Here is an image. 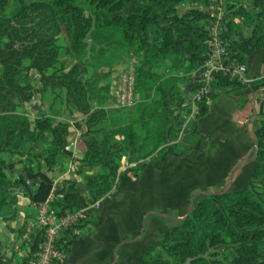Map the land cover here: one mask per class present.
I'll return each mask as SVG.
<instances>
[{
    "label": "trees",
    "instance_id": "obj_1",
    "mask_svg": "<svg viewBox=\"0 0 264 264\" xmlns=\"http://www.w3.org/2000/svg\"><path fill=\"white\" fill-rule=\"evenodd\" d=\"M12 12H6L9 0H0V34H7L18 45L11 54L6 55L0 48V63L3 79L2 90L11 96L22 94L23 100H31L13 83L14 76L9 73L21 64L23 58H33L38 66L48 65L56 55L50 52V44L61 36L69 41L72 49L83 52L96 45H109L115 31L121 33L119 43L129 46L142 54L147 65L160 64L164 56L182 58L175 66L187 74L189 87L175 93L172 84L164 88H154L155 94L144 106L142 119L147 134L141 138L135 132L124 128L122 149L113 152L109 163L110 171L116 173L120 160L128 154V164L134 162L133 170L139 171L146 164L144 160L156 152V157L171 145L191 150L197 139L198 118L207 111L206 100L220 94L249 86L253 91L264 85V79H252L241 83L224 75L217 74L211 91L200 102L186 130L179 138L182 114L190 111V96L196 88V73L207 54V31L199 20L205 14L197 8L190 9L183 16L176 13V7L186 0H12ZM205 4V2H202ZM261 10L252 14L243 7L226 5L231 10L224 16L223 37L230 42V56L245 63L257 49L264 47V0H252ZM237 2L235 3V6ZM124 11L120 14L119 12ZM243 16L242 24H235V16ZM167 23L161 27L158 24ZM242 25H253L245 37L235 38ZM239 31V32H238ZM81 54L75 57L80 58ZM144 73H148L145 69ZM144 82V81H143ZM177 111V112H176ZM172 118V119H171ZM153 120L154 124L149 125ZM260 134L256 140L257 151L251 181L264 185V103L263 114L259 120ZM26 117L12 115L0 116V150L45 143L41 163L36 168L31 158L24 160L23 174L11 173L20 161L0 156V219H5L8 209L15 204L20 193L31 202L44 201L52 188V178L47 175L57 164L60 153L69 154L65 143V123L56 118H40L32 127ZM186 131V132H185ZM118 133V132H117ZM116 133V134H117ZM108 137L106 141L108 142ZM151 155H150V153ZM149 153V154H147ZM147 154V155H146ZM102 150L97 138H88L84 160L89 163L102 159ZM59 169L64 166L59 164ZM10 170V171H9ZM25 177L31 179L26 182ZM68 185L56 194L62 203L70 204L79 200L80 190L75 181L64 180ZM88 188L95 197L108 195L115 186V176H95L88 180ZM39 235L30 234L28 257L37 249ZM161 244L165 245L168 259L154 258L153 253ZM228 245L231 255L219 256L215 247ZM264 264V203H262L250 184L240 188L224 190L218 194H202L192 204L190 214L168 231L159 234L158 240L151 242L138 264Z\"/></svg>",
    "mask_w": 264,
    "mask_h": 264
},
{
    "label": "crops",
    "instance_id": "obj_2",
    "mask_svg": "<svg viewBox=\"0 0 264 264\" xmlns=\"http://www.w3.org/2000/svg\"><path fill=\"white\" fill-rule=\"evenodd\" d=\"M241 6L245 9L246 5ZM232 20L235 24L244 22L243 16L239 15ZM252 28L253 25H242L240 33L233 36L245 37ZM245 64L249 78L264 79V47L255 50ZM263 103L264 85L254 91L246 86L215 98L208 97L207 111L198 118L197 139L191 150L168 145L158 157L145 158L146 164L139 171L132 169L134 162L128 164V154L122 157L124 163L116 173L109 169L107 174H91L89 168L85 172L87 176L114 174L115 186L102 197L99 209L89 217L82 234L71 240L63 264H138L159 234L175 227L173 223H180L174 218H182L180 213L186 206L188 210L197 195L219 190L234 167L229 188L250 184L256 164L254 145L260 134ZM85 127H74L72 140L66 146L69 154H63L64 170L61 171L58 165L47 172L52 184L57 181L55 192L64 188V180H80V175L70 174L69 168L73 161L85 162L83 157L88 142L81 137L91 131ZM77 187L83 198L95 197L88 187ZM32 203L20 193L16 203L8 209L6 218L0 219V251L3 255L26 257L29 241L23 232L35 212ZM151 211L174 218L151 214ZM162 218L172 223L167 224ZM147 231L155 236L145 240Z\"/></svg>",
    "mask_w": 264,
    "mask_h": 264
},
{
    "label": "rangeland",
    "instance_id": "obj_3",
    "mask_svg": "<svg viewBox=\"0 0 264 264\" xmlns=\"http://www.w3.org/2000/svg\"><path fill=\"white\" fill-rule=\"evenodd\" d=\"M141 1L135 0V2ZM212 1L216 2L217 0ZM202 2L207 4L208 0H186L176 7V13L179 16H183L190 9L195 8V6H205ZM219 2H222L224 7V16H227L231 11L226 9V5L233 7H238L242 4L244 6L246 5L245 10L247 9L252 14H256L261 10V7H255L253 5L252 0H219ZM236 2L237 5L235 6ZM12 8L13 1L9 0L6 12H12ZM119 13L122 14L124 11ZM198 23L202 24L201 20ZM165 25L167 23L158 24L161 27ZM121 37V33L115 31L108 46L96 45L93 49H89L88 47L83 53L72 49L67 39L57 36L50 44V52L56 55V58L50 64L38 66L35 64L33 58L21 59V64L16 66L9 74L14 76L13 83L22 92L24 90L28 93L31 100L24 101L22 97L23 93L11 96L5 90H2V85L0 84V116L12 115L13 113L20 117L24 116L28 119V125L31 127L34 120L42 117L61 120L65 123L66 146L72 140L70 136L73 135L74 127L86 125L85 128L91 129V131L83 134L81 138L86 142H88L90 136L97 138L99 143H101L102 159L95 161L93 163L94 165H90L86 161L72 162L73 165L71 164L69 168L71 169L70 174L80 175V180L76 182L77 186L88 187V180L90 177H93L85 174L89 168L92 169L91 174H107V171L110 169L109 160L113 152L122 149L121 141L123 139L120 135V132L124 131L122 129L127 128L129 134L135 132L141 138L147 134L146 125L140 120L142 119L144 106L156 92L154 90L156 86L161 85L166 88L172 84V90L175 93H180L184 87L186 88L187 74L175 68L181 62V57L174 56L171 59L167 55L163 57L160 64L147 65L143 61L142 54L135 53L128 45L119 43L120 39H122ZM239 38L237 37V39ZM0 48L6 55H9L18 48V45L11 40L9 35L0 34ZM76 54H81L80 58L77 59L75 57ZM129 63H132L136 67L139 77L135 89L134 105L123 109L117 107L112 91L119 72L126 68ZM2 67L3 65L0 63V80L3 79ZM144 69L149 72L150 75L148 77V73L142 71ZM193 92L189 100L190 111L187 114L184 113L179 116L182 120L179 138L183 135V128H185L184 130L187 129L189 122L194 119V115L197 112H194L192 115L194 110L191 104ZM187 116H190V119L186 122ZM183 123L185 125L182 127ZM152 124L154 122L150 120L149 125ZM85 128L83 132L86 131ZM17 134L18 132L14 136L15 141L12 145L0 150V156L8 157L13 161L20 160L16 164V168L22 167L24 160L29 157L34 164L33 167L36 168V163H41L45 143L39 141L34 144L14 147L18 142ZM108 136V142L104 143ZM58 159H60L59 164L65 167L63 153L58 155ZM120 162L121 164L124 163V158ZM82 174L83 176H81ZM228 179L229 177H227L224 183ZM67 185L68 182H64V187ZM229 185L230 183H228L225 190L231 189ZM250 187L258 199L264 203V185L260 181L251 182ZM200 196L197 195L194 202ZM78 197L84 199L80 195ZM186 207L180 213V217L186 215ZM162 220H165L167 224L172 223L169 219L162 218ZM172 225L179 226L180 223L177 222ZM154 236L155 233L147 231L145 232L144 239H151ZM164 249L165 245L161 244L154 251L153 257H160L163 260L168 259V254ZM212 250H217L219 256L231 255L232 253L228 245H224L223 247L218 246L212 248ZM145 264L152 263L146 262Z\"/></svg>",
    "mask_w": 264,
    "mask_h": 264
},
{
    "label": "built area",
    "instance_id": "obj_4",
    "mask_svg": "<svg viewBox=\"0 0 264 264\" xmlns=\"http://www.w3.org/2000/svg\"><path fill=\"white\" fill-rule=\"evenodd\" d=\"M205 14L201 20L207 31V54L196 73V88L191 98L192 115L196 112L198 102L207 97L212 82L217 74L235 79L241 83H249L247 66L230 56V42L223 37L224 7L219 0H208L205 6H195ZM138 71L129 63L119 72L113 85L112 95L117 107L129 108L134 105L135 89L138 84ZM191 115V114H190ZM190 116L186 117V122ZM185 122V123H186ZM182 124V127L185 125ZM156 155V152L153 153ZM150 157H147L148 160ZM54 180L47 198L39 203H32L34 215L26 222L23 235L30 241V234L39 235L37 249L26 257L5 256L0 251V264H63L67 258L69 243L79 237L86 227L87 221L100 207L102 197H87L70 204L58 200Z\"/></svg>",
    "mask_w": 264,
    "mask_h": 264
},
{
    "label": "water",
    "instance_id": "obj_5",
    "mask_svg": "<svg viewBox=\"0 0 264 264\" xmlns=\"http://www.w3.org/2000/svg\"><path fill=\"white\" fill-rule=\"evenodd\" d=\"M188 87H189V84L186 85L185 90H186ZM254 148H255V153H254V157H255V155H256V151H257V146H256V144L254 145ZM9 171H10V170H9ZM234 171H235V167L233 168V172H234ZM233 172H232V174H233ZM11 173H16L17 175H19V174H23V168H22V167H20V168H14V169L12 170ZM232 174L229 176L228 181H227V182H226V183H225V184H224L219 190H217L216 192H213V193H210V192H203V193H204L205 195H208V194H218V193L224 191L225 188L227 187L228 183L230 182L231 178H232ZM25 181H26V182H31V179L25 177ZM192 200H193V199H192ZM192 200H191V201H192ZM191 209H192V202L190 203V205H189V207H188V210H187L186 215L183 216L182 218H174V217H172V216H170V215H168V214H164V213H161V212H158V211H151V212H149V213H151V214H156V215H160V216H164V217H170V218H174V219H177V220H179V221H182L183 219H185V218L190 214ZM143 226H144V220H142L141 231H142V229H143Z\"/></svg>",
    "mask_w": 264,
    "mask_h": 264
}]
</instances>
